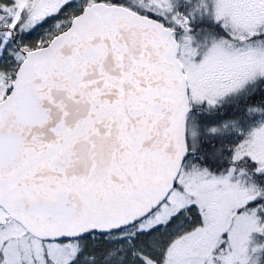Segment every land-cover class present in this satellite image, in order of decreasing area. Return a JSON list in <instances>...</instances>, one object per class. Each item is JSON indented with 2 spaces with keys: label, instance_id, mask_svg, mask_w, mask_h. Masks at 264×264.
<instances>
[{
  "label": "snow or ice",
  "instance_id": "1",
  "mask_svg": "<svg viewBox=\"0 0 264 264\" xmlns=\"http://www.w3.org/2000/svg\"><path fill=\"white\" fill-rule=\"evenodd\" d=\"M0 264H264V0H0Z\"/></svg>",
  "mask_w": 264,
  "mask_h": 264
}]
</instances>
